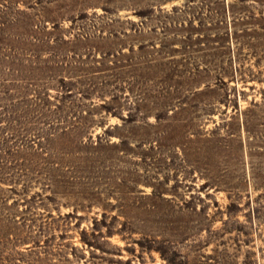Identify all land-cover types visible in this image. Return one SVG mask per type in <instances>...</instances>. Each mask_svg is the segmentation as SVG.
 Instances as JSON below:
<instances>
[{
  "label": "rangeland",
  "instance_id": "374dc122",
  "mask_svg": "<svg viewBox=\"0 0 264 264\" xmlns=\"http://www.w3.org/2000/svg\"><path fill=\"white\" fill-rule=\"evenodd\" d=\"M0 264H264V0H0Z\"/></svg>",
  "mask_w": 264,
  "mask_h": 264
}]
</instances>
